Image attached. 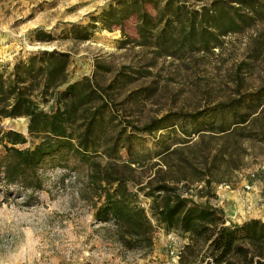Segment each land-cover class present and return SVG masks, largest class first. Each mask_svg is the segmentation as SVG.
Returning <instances> with one entry per match:
<instances>
[{
	"label": "trees",
	"instance_id": "obj_1",
	"mask_svg": "<svg viewBox=\"0 0 264 264\" xmlns=\"http://www.w3.org/2000/svg\"><path fill=\"white\" fill-rule=\"evenodd\" d=\"M159 2L114 0L99 14H92L87 25H73L80 28L74 31L75 37L86 40L92 35L88 29L111 31L116 26L124 37L121 45L135 42L157 56L174 57L209 51L220 45L221 36L264 20L262 0H214L199 7L179 0H164L161 6ZM147 3L155 14L147 10ZM130 15L137 21L136 40H130L123 29ZM52 39L48 31L34 32L35 41ZM69 62L68 52L39 50L17 57L8 71L0 69V122L27 119L26 133L0 126V185L32 194L43 187L38 171L46 158H72L84 169L88 188L97 198L95 221L109 223L113 240L124 249L150 250L153 233L159 229L186 240L176 264H264V219L232 222L220 207L194 199L208 193L206 174L214 164L207 160L208 147L202 150L206 151L202 161L196 154H187L197 143H188L191 134L185 129L189 124L198 135L234 133L264 104V86L192 112L166 113L137 126L116 115L112 93L117 78L105 86L93 76L69 82ZM49 101L52 109L46 111L42 105ZM144 135L151 137V146H145ZM244 135L253 138L257 134ZM256 137L264 140V136ZM152 159L149 171L137 178V166ZM197 182L205 185L194 192L191 188ZM138 192L150 198L148 210Z\"/></svg>",
	"mask_w": 264,
	"mask_h": 264
},
{
	"label": "rangeland",
	"instance_id": "obj_2",
	"mask_svg": "<svg viewBox=\"0 0 264 264\" xmlns=\"http://www.w3.org/2000/svg\"><path fill=\"white\" fill-rule=\"evenodd\" d=\"M113 1L0 0V69L8 71L17 57L39 50L68 52V81L93 76L105 86L117 78L111 92L116 115L137 126L166 113L192 112L264 86V20L221 36L220 45L209 51L174 57L157 56L135 42L121 45L124 37L116 26L111 31L88 29L92 35L86 40L75 37L74 31L80 28L73 25H87L92 14H99ZM159 1L161 6L164 0ZM179 1L199 7L214 0ZM146 8L156 13L148 3ZM136 23L135 15L124 19V33L130 40L138 39ZM37 29L50 32L53 39L35 41ZM42 106L49 111L52 101ZM0 126L26 133L27 119L4 118ZM192 128L185 126L191 134L188 143L197 144L187 154H196L202 161L206 152L202 150L208 147L207 160L214 164L206 174L208 193L194 199L220 207L232 222L264 219V140L256 137L264 136V104L244 127L228 136L198 135ZM245 132L257 135L246 138ZM144 137L145 146H151V137ZM121 154L126 158L124 150ZM66 159L55 156L43 161L38 171L43 187L33 195L0 185V264L177 263L174 256L186 240L176 233L156 229L150 250H126L116 243L112 226L94 219L97 198L88 188L84 169L72 158ZM154 161L143 160L135 170L137 178H143ZM204 185L197 182L191 189L196 192ZM129 188L135 190L132 184ZM138 194L148 210L150 198Z\"/></svg>",
	"mask_w": 264,
	"mask_h": 264
},
{
	"label": "built area",
	"instance_id": "obj_3",
	"mask_svg": "<svg viewBox=\"0 0 264 264\" xmlns=\"http://www.w3.org/2000/svg\"><path fill=\"white\" fill-rule=\"evenodd\" d=\"M245 189H250V186L249 185H245ZM181 248V247H180ZM180 250V249H179ZM178 254H179V252H178ZM178 254H175V256H174V258H178Z\"/></svg>",
	"mask_w": 264,
	"mask_h": 264
},
{
	"label": "bare ground",
	"instance_id": "obj_4",
	"mask_svg": "<svg viewBox=\"0 0 264 264\" xmlns=\"http://www.w3.org/2000/svg\"><path fill=\"white\" fill-rule=\"evenodd\" d=\"M18 121V120H17Z\"/></svg>",
	"mask_w": 264,
	"mask_h": 264
}]
</instances>
